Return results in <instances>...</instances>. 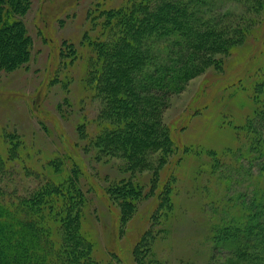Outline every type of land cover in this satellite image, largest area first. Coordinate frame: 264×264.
Here are the masks:
<instances>
[{"label":"rangeland","instance_id":"374dc122","mask_svg":"<svg viewBox=\"0 0 264 264\" xmlns=\"http://www.w3.org/2000/svg\"><path fill=\"white\" fill-rule=\"evenodd\" d=\"M132 2L31 0L22 19L34 41L32 58L16 71H0V158L5 160L0 185L8 183L7 192L25 196L48 191V197L51 190L43 186L52 179L61 184L54 193L83 199L82 231L103 264H264L250 231L242 232L236 252L216 239L223 225L248 215L255 201L264 212L261 161L246 155L254 139L249 122L257 111L251 88H264V79L259 81L264 8L253 2L245 15L237 2L225 6L222 22L237 23L229 51L213 54L160 115L174 152L151 158L165 159L158 170L154 164L134 171L123 153L102 154L89 142L116 119L112 93L99 92L97 72L104 59L100 50L120 37L102 26L100 14L124 4L130 10ZM258 2L264 6V0ZM125 34L130 38L131 30ZM66 51L75 53L67 64L61 60ZM257 125L264 136V123ZM128 180L142 190L132 209L121 206L116 189ZM168 191L172 206L161 205L160 192Z\"/></svg>","mask_w":264,"mask_h":264},{"label":"trees","instance_id":"16d2710c","mask_svg":"<svg viewBox=\"0 0 264 264\" xmlns=\"http://www.w3.org/2000/svg\"><path fill=\"white\" fill-rule=\"evenodd\" d=\"M258 1L133 0L132 14H125L130 11L125 9V4L104 9L100 14L102 26L115 31L120 39L115 45L107 40L108 49L100 50L104 59L102 70L97 72V84L100 93H112L110 105L116 119L110 127L106 126L108 129L102 128L95 140L89 141L91 147L102 154L123 153L130 170L142 171L154 164L157 170L161 168L165 159L153 161L151 158L158 152L166 157L175 150L171 133L160 116L167 100L180 92L188 80L203 72L213 54L229 51L234 41L231 33H235L230 30L237 23L222 22V17H227L223 16L225 6L237 2L247 15L253 2L254 7L264 8ZM30 5L31 0H0V30L4 32L0 34V71H16L32 58L34 41L22 19ZM129 29L130 38L125 34ZM62 56L61 60L67 64L75 53L66 51ZM260 78L259 81L264 79L262 75ZM118 90H126V94L118 95ZM251 91L257 111L249 122L254 139L246 155L253 161H261L258 175L264 176V136L261 133L259 136V130L254 128L258 122L264 123V88L253 87ZM11 146V149L16 147L13 141ZM75 170L73 167L72 172ZM4 172L5 160L1 157L2 179ZM45 186L51 190L48 197V191L39 190L25 196L7 192L8 183L0 185V264H103L95 258L93 246L82 231L80 209L84 200L66 192L54 193L53 187H61L55 180L51 179ZM116 189L120 190L121 206L135 208L132 200L141 197L140 185L128 180ZM76 193L80 194L81 190L77 188ZM159 197L161 205L172 206L169 191L160 192ZM252 204L251 214L223 225L216 239H222L221 245L236 252L234 247L241 243L242 232L250 231L251 241L264 256V212L259 202Z\"/></svg>","mask_w":264,"mask_h":264}]
</instances>
